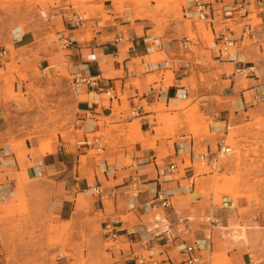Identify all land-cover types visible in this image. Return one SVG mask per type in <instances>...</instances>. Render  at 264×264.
<instances>
[{
    "label": "crops",
    "instance_id": "crops-1",
    "mask_svg": "<svg viewBox=\"0 0 264 264\" xmlns=\"http://www.w3.org/2000/svg\"><path fill=\"white\" fill-rule=\"evenodd\" d=\"M210 1L213 23L190 18L194 13L192 0L182 5L183 19L194 23L196 38L190 49L180 46L188 30L184 20H171L161 28L158 48L145 41L157 23L131 0H61L51 7V30L73 42L49 54L43 68L48 70L47 78H63V71L100 75L101 85L111 86L116 96L110 98L105 90L97 89L75 91L80 106L77 127L84 131V139L75 146L60 139L54 148L51 143L28 139L22 121L18 122L22 115L16 112L15 117L14 104L2 103L0 199L8 201L22 190L43 188L51 214L70 224L72 242H107L105 225L114 224L122 240L119 248L107 249L111 254L108 264H136L137 254H147L139 243L128 244L131 232L136 240L148 241L155 248L160 264H187L183 251L190 244L199 247L198 264H212L214 257L217 264H264V192L250 203L230 196L216 201L213 193L198 191L196 181L191 187V177L200 176L194 167L197 153L213 149L219 135H195L187 126L179 134L168 133L166 123L159 126L156 121L158 104L165 102L169 107L187 98L193 99L197 112L213 120L208 124L211 133L224 131L227 136L231 123L247 122L253 113L264 117V102L253 101L254 92H264V0H251L249 14L245 9L234 10V0ZM78 15L82 19L76 22ZM248 18L253 32L250 38L242 39L239 62L220 59L216 42H209L205 31L210 30L214 37L220 26L238 25ZM235 36L240 37L239 30ZM155 51L165 58L149 69L146 58ZM237 68L243 71L237 72ZM161 71H171L167 86L164 75L161 82L149 80ZM138 105L142 107L140 115L129 116ZM137 118L141 120L138 137H117L113 146L103 144L105 136L89 139V132L105 131L123 120L132 123ZM201 123L204 126L206 121ZM224 138L219 142H225ZM19 142L20 147L25 144L32 149L27 159L14 149ZM93 147L104 151L102 160L89 157L84 161L83 156ZM186 153L192 163L189 167L184 166ZM172 161L178 171L163 178ZM136 162L145 182L135 195L131 176ZM93 186L100 187L103 198L85 195ZM164 190L169 198L166 206L152 199L156 191ZM166 230L175 236L173 243L163 240Z\"/></svg>",
    "mask_w": 264,
    "mask_h": 264
},
{
    "label": "rangeland",
    "instance_id": "rangeland-1",
    "mask_svg": "<svg viewBox=\"0 0 264 264\" xmlns=\"http://www.w3.org/2000/svg\"><path fill=\"white\" fill-rule=\"evenodd\" d=\"M60 1L0 0V52L7 50L0 57V105L14 104L11 108L13 115L17 117L16 112L22 115L18 116V122L22 121L27 138L32 141L37 139L39 144L51 143L53 148L60 139L73 146L82 144L79 142L84 139V131L77 127L79 94L73 88L70 74L63 71L65 77L54 80L47 78L48 70L43 69L50 53L62 51L56 32L48 24L50 8ZM131 1L140 5V10L156 21L152 35H161V28L168 26L171 20H184L182 5H187V0ZM184 22L187 36L195 39L193 21L188 18ZM241 27L237 30L240 31ZM204 36L213 42L210 30L205 31ZM163 58V53L155 51L146 59L154 68ZM157 73L149 77L150 82H161L164 75L165 86L171 83V71ZM155 110H158L157 123L159 126L166 123L168 133L179 134L187 126L189 132L195 135L206 132L219 135V140L226 137L225 144L231 147V152L223 159L219 170L210 172L206 165L195 159L196 174H200L194 177L198 191L213 193L216 201H221L223 196L234 200L241 198L247 203L259 200L264 192V117L253 113L247 122L231 123L225 136L224 131H209L208 124L213 120L197 112L198 107L193 105L192 98L182 99L169 107L164 102L158 104ZM172 110L176 113L171 115ZM131 111L129 116H132ZM202 120L206 121L205 127ZM140 121L138 118L132 123L123 120L108 130L89 132V139L92 141L96 135L105 136L103 144L113 146L117 137H138ZM151 121L154 123V116H151ZM219 140L213 144V150L217 149ZM21 144H14V149L18 150L21 158L27 159V153L32 149L25 144L20 147ZM87 154L82 158L84 161L91 157L100 162L104 151L93 147L87 150ZM186 156L184 166L189 167L192 165L189 153ZM85 195L91 196V193L86 192ZM46 197L44 189L38 187L22 190L8 201L0 199V264H108L111 254L107 249L113 242H72L70 224L55 219ZM212 264H217V258H213Z\"/></svg>",
    "mask_w": 264,
    "mask_h": 264
},
{
    "label": "built area",
    "instance_id": "built-area-1",
    "mask_svg": "<svg viewBox=\"0 0 264 264\" xmlns=\"http://www.w3.org/2000/svg\"><path fill=\"white\" fill-rule=\"evenodd\" d=\"M192 4L194 7V13L190 18H194L195 20L204 21L213 23L214 22V15H213V9H212V3L210 0H192ZM250 4L251 0H234L233 8L236 9H245L247 11V14L251 12L250 10ZM246 15L245 17H247ZM232 17V16H229ZM82 19L81 15H78V19L75 20L76 22L80 21ZM240 29V37L235 36V32L239 26H241ZM253 32V23L250 21V19H245L240 24H224L223 26H220L217 28L214 32V41L217 44V49L219 53L220 59L222 58H228L232 61H235L236 63L239 62V56L238 53L241 50V47L243 46L242 39L244 37L250 38V35ZM61 39L59 41L60 46L62 48H68L72 44V40L69 38H63L59 37L58 39ZM194 38L186 36L184 39L181 40L180 46L184 49H190L192 42ZM145 41H149L153 44L154 48H158L160 46V43H158V38L155 35H148L145 39ZM195 43V42H194ZM7 53V50L4 49L0 52V57H2L4 54ZM147 66L149 69L151 68V64L147 63ZM237 72L243 71L241 68L236 69ZM71 82L73 84V88L75 91H83V90H90V89H97V90H105L107 95H109L110 98L115 97V93L112 90L111 86L101 85V77L100 75H89L84 74L81 71H75L71 75ZM253 100L256 103L264 102V92H254L253 93ZM141 106H135L132 109V115L139 116ZM229 125H227L228 127ZM231 152V147L225 144V142L221 141L217 145V149H207L206 151H202L197 153V159L200 163L203 165H206L210 172H215L220 169L221 163L223 159ZM139 164L136 162L134 164V170L133 175L131 176V189L133 193L136 195L141 191V185L145 182L143 176L139 173L138 170ZM178 171V165L175 161H172L167 169L163 172V178L166 173H176ZM195 183L194 176L191 177L190 180V186L192 187ZM87 192H90L92 195H98L101 198L104 197V194L99 186H93L90 187V189L87 190ZM168 191H156L154 195L152 196V199L158 200L161 205L166 206L169 203L168 198ZM165 235L163 237V240L167 243H173L175 240V236L172 234L171 231L166 230ZM105 234L110 239L109 241H112L113 244L110 248L116 249L120 247L121 238L118 234V231L114 224L107 223L105 225ZM126 241L130 246H132L135 243H139L143 248L146 250V255L142 256L140 254L136 255V264H160V261L157 259V257L154 254L155 248L149 245L148 241L144 240H136V237L133 232L129 233ZM184 254L186 255V263L187 264H198L200 261V255H199V247L196 244H190L187 245L184 248Z\"/></svg>",
    "mask_w": 264,
    "mask_h": 264
}]
</instances>
